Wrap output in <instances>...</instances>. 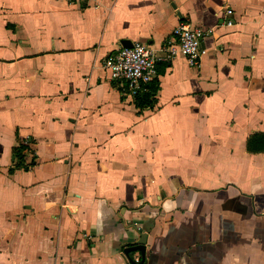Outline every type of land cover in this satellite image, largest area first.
Segmentation results:
<instances>
[{
	"label": "crops",
	"instance_id": "1",
	"mask_svg": "<svg viewBox=\"0 0 264 264\" xmlns=\"http://www.w3.org/2000/svg\"><path fill=\"white\" fill-rule=\"evenodd\" d=\"M181 21L212 29L199 65L129 96L105 59ZM142 235L143 264H264V0H0V264H128Z\"/></svg>",
	"mask_w": 264,
	"mask_h": 264
},
{
	"label": "built area",
	"instance_id": "2",
	"mask_svg": "<svg viewBox=\"0 0 264 264\" xmlns=\"http://www.w3.org/2000/svg\"><path fill=\"white\" fill-rule=\"evenodd\" d=\"M86 2L87 0H65ZM231 9H225L226 17L223 23L230 25L231 19L227 16ZM211 28L203 29L181 21L173 29V41L160 47L159 54L149 45L135 41L130 46H121L111 53L104 61V66L109 70L110 77L119 83H123L126 93L134 97L137 93L146 89V85L156 74V61H169L177 54L185 57L191 67H197L204 49L200 46L203 35L210 34ZM139 254L133 256L134 261L139 262Z\"/></svg>",
	"mask_w": 264,
	"mask_h": 264
},
{
	"label": "water",
	"instance_id": "3",
	"mask_svg": "<svg viewBox=\"0 0 264 264\" xmlns=\"http://www.w3.org/2000/svg\"><path fill=\"white\" fill-rule=\"evenodd\" d=\"M132 44L131 41L125 39L121 42L122 46H130ZM144 235H142L141 239L138 240L137 243L130 244L125 246L123 249L124 255L127 257L128 264H143V259L145 256V245H144ZM137 252L139 254V262L134 261L130 252Z\"/></svg>",
	"mask_w": 264,
	"mask_h": 264
},
{
	"label": "trees",
	"instance_id": "4",
	"mask_svg": "<svg viewBox=\"0 0 264 264\" xmlns=\"http://www.w3.org/2000/svg\"><path fill=\"white\" fill-rule=\"evenodd\" d=\"M149 92H150V91H149V85L147 84V85H146V89L143 90V91H141V92H139V93H137L133 98H137L138 96H140V95L142 94V95H145V96H146V100H145V102H146V103H150L151 100H150ZM22 150H23V149H21V151H20V153H19V158H20V159L22 158ZM133 253H134V252H130L131 256H132ZM132 257H133V256H132Z\"/></svg>",
	"mask_w": 264,
	"mask_h": 264
}]
</instances>
